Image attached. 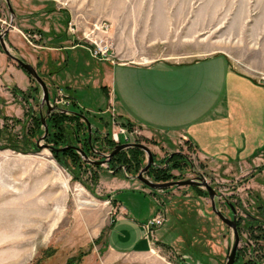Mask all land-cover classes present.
<instances>
[{"label":"rangeland","instance_id":"rangeland-1","mask_svg":"<svg viewBox=\"0 0 264 264\" xmlns=\"http://www.w3.org/2000/svg\"><path fill=\"white\" fill-rule=\"evenodd\" d=\"M8 1L13 14L5 1L0 0V33L8 30L5 43L10 53L35 70L36 60L44 53H58L47 48L62 46L57 41L60 36L67 35L71 44L82 48L75 51V59L72 53H66L67 71L77 70L93 82L71 93L77 104L64 94L63 85H58L65 96L58 107L79 111L89 120L91 132L82 130L88 133L87 139L92 140L87 158L96 162L101 154H108L110 149L102 145L104 137L108 138L105 145L111 148L127 143L147 146L155 163L152 168L165 167L164 158L175 153L171 150L181 152L191 166L172 171L178 178L174 181L202 175L217 193L216 208L229 219L233 210L235 218L242 221L237 228L239 244L234 263L264 264V188L252 179L253 173L248 170L249 173L235 179L231 175L224 176L218 169L210 170L196 157L193 146L183 139L169 145L170 151H165L162 140L144 138L138 128L115 113L111 102L116 97L119 104L124 103L123 83L136 73L127 65L154 63L153 74L168 76L174 70L169 63L192 62L216 53L226 54L236 70L264 83V0ZM71 8L77 13L79 25L73 24L75 18L69 15ZM70 28H75L77 33H72ZM97 46L108 49L104 60L92 58L91 51ZM19 70L29 81V85H25L28 89L16 87L20 81L15 72ZM24 72L0 47V76L5 75L6 80L0 82V264H102L107 253L109 227L117 214L112 188L108 186L113 178L135 181L146 190L150 202L152 198L163 205L170 200L171 215L181 221V225H176L181 238L173 248L164 247V250L177 252L178 255L173 253V260L178 264H225L233 245V234L212 213L204 188L148 189L131 178L145 166V154L143 167L134 176L127 174L124 168L115 173L109 163L105 166L90 164L78 152L83 166H62L53 152L43 147L50 144L45 141L47 137L40 140L44 133L42 125L41 135L33 141L37 148L33 151L23 136L30 134L32 118L39 114L41 92ZM39 73L48 87L50 100L55 88L51 86L53 81L46 79L50 85L47 84L46 73ZM96 80L102 87L109 88V93H101L94 86ZM19 92L27 99L21 98ZM165 108L166 105L160 106L158 110L163 112ZM194 109L192 115L186 112V117L197 118L200 107L194 106ZM149 110L154 112L153 108ZM42 114L46 120L45 107ZM51 114L71 115L54 110ZM65 124L72 132L74 123L66 121ZM148 172L146 176L151 179ZM103 180H106L104 184ZM139 196L121 193L116 199L145 214L147 202ZM171 230L169 221L161 229L162 236H174ZM153 237L157 236L153 234ZM170 255L168 257H172Z\"/></svg>","mask_w":264,"mask_h":264},{"label":"crops","instance_id":"crops-1","mask_svg":"<svg viewBox=\"0 0 264 264\" xmlns=\"http://www.w3.org/2000/svg\"><path fill=\"white\" fill-rule=\"evenodd\" d=\"M69 15L75 18L73 24H80L74 9ZM61 37L57 41L62 46L47 48L58 53L54 55L46 52L36 62L40 65L41 73H46L45 81H53L51 86L59 89L58 85H63L61 89L64 94L77 104L71 93L89 87L93 81L92 78H84L77 70L67 71L69 65L66 53H72L75 59V51L82 48L71 44L67 35ZM68 42L71 45H65ZM153 64L127 65L131 67L129 70L136 73L123 83V105L118 103L116 97L112 98L115 113L138 128L144 138L162 140L161 144L167 148L165 151H170L171 144L175 145L183 139L193 146L196 157L210 170L218 169L224 176L231 175L235 179L243 177L250 170L252 179L264 188V83L236 70L230 58L223 53L192 62L169 63L174 70L168 76L153 74ZM15 75L20 81L16 87L28 89L25 85L28 86L29 81L23 72L19 70ZM4 76H0L2 83ZM99 83L96 80L94 86L101 93H109V88ZM165 105L163 112L158 110ZM194 106L200 107V115L197 118L186 117V112L192 115ZM105 182L102 181L103 184ZM108 186L112 188L117 214L109 227L107 253L102 264H178L173 260V253L178 255L177 252L168 253L164 250V247L173 248L179 242L178 238H181L176 226L181 221L180 218L174 220L171 215L170 200L167 199L161 208L166 214L165 224L170 221L175 237L162 236L164 224L154 231L157 237H153V242H150L145 238L144 226L159 213L156 203L152 198L150 202L146 190L133 180L113 178ZM121 193L140 195L147 202L146 213L141 214L130 206L126 207L123 201H118L116 197ZM189 245L187 247L192 249ZM169 254L172 257H168Z\"/></svg>","mask_w":264,"mask_h":264},{"label":"trees","instance_id":"trees-1","mask_svg":"<svg viewBox=\"0 0 264 264\" xmlns=\"http://www.w3.org/2000/svg\"><path fill=\"white\" fill-rule=\"evenodd\" d=\"M39 66H40L39 64L36 65V70H37V74L42 78V76L38 71ZM24 73L28 76L31 82H34V80L26 72ZM37 91L38 88L35 89V92ZM19 96L23 99H27V97L23 96L21 92H19ZM71 106L74 107L75 105H71ZM69 111L71 115L50 114L46 117V124L48 126V136L45 141L48 144L52 145L55 149L69 145H75V146L79 145L81 150L87 156L88 152L90 151V147L92 145V140L88 142L87 139L88 133L82 132V130H87L86 122H89V120L84 118V116H82V113L79 111H71L70 109ZM38 115L33 116L32 118V129L30 130V134L23 136L25 143L32 146L31 148L33 151H36L37 149L35 147V142L33 141L37 135L38 136L41 135L39 133L41 131L40 127L42 123ZM80 120H84V121L80 123ZM66 121H71L74 123V125L71 127L72 132L66 129L67 128L65 124ZM125 124L126 126H130L129 123H125ZM102 139L105 142L107 141L108 138L104 137ZM52 154L55 160L62 166H67L68 164H71L79 168L84 164L80 155L71 149L53 152ZM143 156L144 153L141 150L135 148L129 149L126 152H119L116 156H114L110 160L109 167L112 168L115 173L122 171L121 169L124 168L127 174L129 173L134 176L143 167L142 165ZM163 163H165V167L150 168L148 175L152 181L157 183H166V182L178 180L177 177H174L172 175V171H182L184 167L191 166V164L188 162L187 157L183 155L181 152H175L170 154L168 157H165ZM206 195L207 193L204 192V196ZM241 222L236 219V224L238 229L240 228ZM181 264H184V262H181ZM234 264H258V263L238 261L235 262Z\"/></svg>","mask_w":264,"mask_h":264},{"label":"water","instance_id":"water-1","mask_svg":"<svg viewBox=\"0 0 264 264\" xmlns=\"http://www.w3.org/2000/svg\"><path fill=\"white\" fill-rule=\"evenodd\" d=\"M6 3V6L9 10V12L11 14H13L10 3L8 0H4ZM8 32V30H5L4 32L0 33V47L2 49V51L4 52V54L12 59L22 70H24L38 85L40 92H41V98H40V119L42 122V126H43V130L44 133L41 137L40 140H44L47 136H48V126L46 124V120L45 117L42 114V108L45 107L46 108V114L45 116H48L51 112H52V107L50 106L49 103V91H48V87L46 85V83L43 81V79L37 74V71L35 70V68L27 63L25 60H23L22 58H18L16 56H14L13 54L10 53V51L8 50V48L6 47V43H5V36L6 33ZM87 129L88 132H91V127L89 122H87ZM45 149H48L50 152H58V151H64L67 149H71L75 152H78L85 160L86 162L96 165V166H105L108 164V161L113 158L115 155H117L119 152H122L124 150H128V149H139L142 152H144L145 156H146V164L145 166L140 170V172L134 176L131 177L134 180H137L138 182H140L141 184H143L145 187H147L148 189L151 190H162V189H166V188H170V187H185V186H192V187H199V188H204L207 192V195L209 197L210 200V204H211V211L212 213L227 227H229L232 231L233 234V245L229 251L228 256L226 257V262L225 264H234V260L236 257V253H237V248H238V244H239V234H238V229H237V224H236V218H235V214L234 211L233 212V216L232 219L227 218L226 216H224L222 214V212H220L217 208H216V204H215V198L217 196L216 191L208 184V182L206 181V179L200 175V174H196L194 176V178L192 179H187V180H183V181H171V182H166V183H157L152 181L151 179H149L146 176V173L150 170V168H152L155 163H154V159H153V155L152 152L150 151V149L143 145V144H139V143H127V144H121V145H117L113 148V150L110 152V154L108 155V159L104 160V161H100V162H94V161H90L87 156L85 155V153L78 147L76 146H64L62 148L59 149H55L54 147L50 146V145H44L43 146Z\"/></svg>","mask_w":264,"mask_h":264},{"label":"built area","instance_id":"built-area-1","mask_svg":"<svg viewBox=\"0 0 264 264\" xmlns=\"http://www.w3.org/2000/svg\"><path fill=\"white\" fill-rule=\"evenodd\" d=\"M72 33L76 34V30L75 28H70L69 29ZM98 47V46H97ZM92 49V48H91ZM93 51H91V55L92 58H98V60H104L103 58H105V56L108 55V49L107 48H95L92 49ZM101 58V59H99ZM64 94L62 93V91L59 88H55L53 89V91H51V97L49 100L50 106L52 107V109L54 110V112L56 113H60V112H64V113H68L65 109H63L62 107H58V105H62V99H63ZM65 104V103H64ZM68 103L66 102V105ZM69 105V104H68ZM65 106V105H64ZM65 110V111H64ZM117 141V139H115ZM102 156H105V158L107 159L108 154H104ZM156 197V196H155ZM156 205L159 208V213L156 215V217H154L152 220H150L149 222H147L144 226V230H145V238L147 240H149L150 242H153V233L155 230L161 228L165 222H166V214L163 210V208H161V202H159L158 200H153Z\"/></svg>","mask_w":264,"mask_h":264},{"label":"flooded vegetation","instance_id":"flooded-vegetation-1","mask_svg":"<svg viewBox=\"0 0 264 264\" xmlns=\"http://www.w3.org/2000/svg\"><path fill=\"white\" fill-rule=\"evenodd\" d=\"M51 114V113H50ZM49 114V115H50ZM88 130V129H87ZM88 142H90V140L88 139ZM105 143L106 142H102V145H103V147L105 148V149H110L109 151H108V155L110 154V152L113 150V148H111L110 146H107V145H105ZM72 146H75V145H72ZM101 146V145H100ZM105 151V150H104ZM102 155H104V153L103 154H101V156L99 157V155H96V156H98L99 157V161L98 160H96V162H100V161H104V160H107L106 158H105V156H102ZM116 156V155H115ZM108 157V156H107ZM112 159V158H111ZM110 159V160H111ZM110 160L108 161V163L110 162Z\"/></svg>","mask_w":264,"mask_h":264},{"label":"bare ground","instance_id":"bare-ground-1","mask_svg":"<svg viewBox=\"0 0 264 264\" xmlns=\"http://www.w3.org/2000/svg\"><path fill=\"white\" fill-rule=\"evenodd\" d=\"M82 192L79 193V195H81ZM81 199V198H80Z\"/></svg>","mask_w":264,"mask_h":264}]
</instances>
